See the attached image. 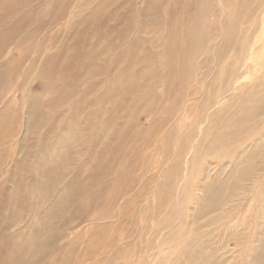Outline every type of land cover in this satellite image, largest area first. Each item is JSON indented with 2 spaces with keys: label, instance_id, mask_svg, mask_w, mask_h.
Here are the masks:
<instances>
[{
  "label": "rangeland",
  "instance_id": "obj_1",
  "mask_svg": "<svg viewBox=\"0 0 264 264\" xmlns=\"http://www.w3.org/2000/svg\"><path fill=\"white\" fill-rule=\"evenodd\" d=\"M107 1L15 0V8L11 16L7 17L3 14L4 18L2 17L3 19L0 21V111L8 109L5 133L8 136L9 134L13 136L6 142H0V227L1 229L8 230L1 231L0 229L2 233L0 235V261L5 251L2 249H6L11 237L22 233L32 223L35 215L43 214L44 211L54 206L60 197L59 195L67 192L72 181H74L73 185L76 183L75 181L77 180H74L76 176H80V181L83 183H80L79 195L73 197L71 204L65 207V209L68 214L80 210L84 218L77 222L76 225L69 227L62 234L60 238L62 240L58 245L53 244L48 251L43 252L42 260H36L38 264H60V261L64 258H71L69 264H76L78 256L68 257L67 252L70 249L68 245L73 240L80 239L79 237L87 225L89 227H96L103 223L109 224L113 220H118L119 216L115 218L113 216L120 212H126L123 210L127 205L125 202L129 203L132 200L135 202L134 209H145L147 202L157 195L158 187L162 185L163 179L167 177V175L165 177L167 169L172 167L177 159L176 151H169L170 157L167 162H163L165 160L162 157L165 150L164 144L172 126L184 114L181 104L188 100L190 102H194V100L202 102L207 95L210 79L214 77L215 73L218 46L222 41V39L216 36L217 30L223 24L225 16V13L221 9L220 0H210L211 12L209 20L211 39L205 45L200 56H198L199 54L194 57L192 56L193 61L196 60L195 72L192 70L188 74L186 82L183 83V88H181V76L176 72L175 65H173V58H175L177 41L179 43L182 42L177 37V32L183 26L186 30L191 24L193 0H183V5L186 6L174 8L171 11V16L167 15V5L171 6L173 0H169L165 6L160 4L159 7L162 10L161 14H159V20L162 21L163 32L157 33L155 30H151V23L149 22L151 30H149V36L145 29L146 19L144 12L145 3L152 2V0H117L112 7H109L110 5L104 7L103 4ZM125 2L127 3L126 9L118 18H112V13L121 8ZM99 6H103L104 8L98 12L96 9ZM252 10L253 6L250 11ZM72 12L74 16L71 15ZM182 15L185 17L190 15V17L185 18V23ZM263 17L264 13L262 12L258 19ZM154 19L156 20L157 18L155 17ZM170 25H172V29ZM254 27L255 25L251 28L250 33H253ZM10 30H14V32L5 35ZM169 32L173 35L167 41ZM141 37L145 39L147 37L146 40L148 42L143 44L144 48L141 51L144 50V52H141L139 57L136 58L137 60L134 61L133 56L138 49V42ZM239 38L240 36H238ZM238 39H236V42L239 44L240 41ZM111 45L112 48H110ZM66 46L69 48L73 47V53L65 52ZM234 48L236 49L234 50V54H236L238 46L236 45ZM88 50L100 53L101 58L97 60L95 65L88 66L87 70H85L83 66ZM164 50L168 51L167 59L161 57V53ZM63 55H67L71 61L66 66L67 70L62 78L60 80L54 79L58 73L52 71L47 82L42 85L44 91L50 94L49 100L53 101V105L46 113L44 127L33 130L31 141L27 145L32 156L31 162H28V166L32 164L31 176L33 177V166L40 157L38 146L43 142L40 141V138L45 135L46 131L50 128L52 129L53 132H51L52 134L50 133V138L46 139V141L48 140L46 143V154L51 157V160L54 156V146L59 138V134L74 116L77 108L80 111L79 122L82 124L81 131L78 134L79 146H77L76 151L74 150L76 154L73 155V161L65 172V179L56 192L47 197L44 204H40V193L29 182L30 176L25 178V188L23 189L24 184H22L21 189H23L24 198H29L25 205L27 208L26 210L23 209L21 214H16L17 219L21 217L18 221V226L16 224L12 227L11 220L12 216H14L12 214L14 210L12 206L17 185L15 188L12 187L14 184L12 176L11 174L6 175L5 172L6 170H10L11 173L12 171L14 173L16 163L27 154L23 150L21 151V147L20 150L15 152V157L13 153V148L21 142L26 131H29L28 118L31 116V111L29 112L30 107L27 106L26 100H29L30 97L26 95L25 89L28 84H33L34 77L40 68L48 70V67L53 62L56 60L61 61ZM190 55L188 52V56ZM206 61L207 65L203 67V63ZM211 69H214V72L211 73L210 79L208 78L205 81L202 75ZM50 79L52 80L51 87L48 83ZM8 86L9 90L6 89ZM136 87L140 88L139 92L132 96L130 102H128L129 104H127L128 88ZM193 90L194 94H196L194 97L188 93V91ZM234 95L235 87L232 86L229 92L219 101L218 105L215 106L214 111L218 110L219 104L223 100H229ZM47 101L42 102L41 106L43 108L48 103ZM177 109L178 113L182 112L174 115L173 113L177 112ZM17 113L22 118L20 116L17 117ZM138 114L141 115L140 122L135 129H132ZM35 115H37V112H35ZM114 117H117V122L111 131L112 135L108 138L106 137L108 144H101L99 139L102 138H100V131L104 126V119ZM208 117H206L204 125H208ZM262 120L264 121V119ZM252 124H249L248 127L252 126ZM256 128H258V125L252 126V132ZM54 130L58 132L54 133ZM185 131L183 130L182 133L186 134ZM82 133L85 136L81 141L80 137ZM182 133L180 132V135H183ZM263 136L264 129L257 139L262 140ZM200 138V131H198L195 134L193 144L190 146L191 148H189L190 151L194 149ZM148 140L150 141L146 146L145 143ZM251 142H253L252 138H246L243 142H240L239 145L243 143V146L241 147L242 150L236 153L237 158L246 150L253 148ZM153 147L154 149H152ZM94 156L95 160L91 166V160ZM187 156L188 152L182 154L184 160L189 157ZM11 159H14V165ZM225 160L221 168H216L215 162H211L209 165L207 163L203 164L201 168L204 175L209 177V183L217 180V186H219L226 180L237 160L235 158L232 161L233 164H228V168L226 163L229 162L227 161L228 157ZM153 163L154 165H152ZM185 164L175 167L171 176L167 179V182H170V184L169 190L166 192L170 195V200L176 194L181 202L185 201L183 205L179 200L177 201L178 205L176 209L179 208L180 210H190L194 206L196 195H199L198 187L200 182L196 181V185H193V187H184L189 171V169H186ZM85 165L91 167V170L85 172ZM128 166H130L128 172H131L128 181L131 184L128 192L125 193L123 191L124 195L119 196V180L124 174L123 172L129 168ZM262 168H264L263 164ZM224 170L226 172L218 179L217 175ZM100 174L102 177H97ZM150 174L151 176L146 178ZM261 174L262 172L260 174L257 173L255 178L259 180ZM174 179L175 182L179 179L177 185L175 183L171 184ZM262 180L264 181V172L262 178H260V181ZM86 182L89 183L85 187L82 184ZM231 193L232 191L227 190L223 199L230 200ZM99 197H101L100 205L97 207L93 206L94 200ZM252 200L250 198L244 201L243 198L240 201L244 203L241 208L243 211L241 212H239L241 209L238 210L237 208L233 212L231 209L236 203L230 204V207L228 206L221 213L217 212V214L209 215L207 217L208 223L216 215L227 214L226 217L228 219L217 225L221 226L218 228L221 238H223L225 233L224 226L241 221L245 215H248L247 221L251 224V220L261 215L260 206L255 205V208H252L253 210L250 208ZM116 203L117 206L115 207ZM40 205H42L40 213L36 214ZM110 205H113L114 209L112 212L109 211L108 219H103V213ZM166 210L167 212L173 210V204L170 210ZM234 213L235 216L232 217ZM130 214L132 216L130 215L129 219L123 215L121 221L123 222L124 229L125 223L127 225L128 222V226L126 227L132 231V239L135 240L138 239L143 224L141 223L140 216H136L135 212H131ZM85 218H88L85 220H88L87 224L81 225ZM56 222L52 221L51 224L54 225ZM61 223L57 225L54 231L44 235V240L51 239L58 234L63 226V222ZM177 225L178 222L175 224V227ZM211 229L217 230L216 226ZM220 237L216 239V242L220 240ZM23 239L24 237L18 238V243H22ZM250 239L251 236L247 240L250 241ZM128 241H131V239ZM154 251L153 253H155ZM229 251L232 250L227 249L225 254ZM234 253L238 254V252ZM132 254L133 257L137 256V252L133 251ZM237 260V264H239L242 259L239 257ZM118 264H122L121 261Z\"/></svg>",
  "mask_w": 264,
  "mask_h": 264
},
{
  "label": "bare ground",
  "instance_id": "obj_2",
  "mask_svg": "<svg viewBox=\"0 0 264 264\" xmlns=\"http://www.w3.org/2000/svg\"><path fill=\"white\" fill-rule=\"evenodd\" d=\"M116 1L108 0L104 2L105 4L103 6L108 7L110 5L109 7H112ZM168 1L152 0V2L145 3L144 17L146 19V25L148 23L147 26L145 25V29L148 36L150 34L149 22L151 23V30H155L157 33L163 32L162 21L159 20V14H161L162 9L159 5L165 6ZM220 2L225 16L223 24H221L216 33V36L222 39V41L218 46L214 77L210 79L214 69L209 70V72L207 71L208 74L202 73V78H205V81L208 78L211 80L204 101L198 102L194 100V102H190L188 100L181 104L184 114L172 126L166 143L164 144L165 150L162 158L165 161L163 162L169 160V151L177 152V159L174 165L169 167L165 173V177L166 175L167 177L163 179L162 185H164L158 187L157 195L153 196L151 201L147 202L145 209H134L135 202L132 200L129 203L125 202L127 205L123 210L126 212H120L113 216V218L119 216L118 220H113L109 224L103 223L96 227H89L87 225L82 231V235L79 237L80 239L73 240L68 245L70 247L67 252L68 257L78 256L76 264H118L119 261L122 264H237L239 257L242 259L239 264H264V181H260L264 172V168H262V164L264 165V136L262 140L257 139L264 129V121L262 120L264 119V17L258 19L261 13H264V0H220ZM183 3V0H173L171 6L167 5V15L171 16V11L174 8L186 6ZM192 4L194 7L192 6L191 24L186 30L183 26L177 32V37L182 42L179 43L177 41L175 58H173V65H175L176 72L181 76V88L184 87L183 83L186 82L188 74L192 70L195 72L196 60L193 61L192 56L194 57L198 54L200 56L205 45L211 39V25L209 20L211 12L210 0H193ZM103 6H99L96 11H101L104 8ZM252 6L253 10L250 11ZM126 7L127 3L125 2L121 8L112 13L111 17L118 18ZM14 8L15 0H0V21L4 18V15L7 17L11 16ZM71 15H73V12ZM155 17L157 18L156 20L154 19ZM182 17L185 19L190 17V15H187V17L182 15ZM254 25L255 27L252 30L253 34L250 31ZM170 27L172 29V25ZM10 32H14V30L8 31L5 35H8ZM172 35L171 33L169 34L170 37H167V41L168 38H172ZM238 36H240L239 39ZM146 39L140 38L138 49L133 56L134 61L137 60L136 58L139 57L141 52H144V50H141L144 48L143 44L148 42ZM236 39L240 41V45L236 42ZM236 45L238 48L236 54H234V50H236L234 47ZM110 48H112V45ZM73 50V47H65V52L67 53H73ZM188 52L191 54L190 56H188ZM161 55L163 59H167L168 51L164 50ZM100 56V53L88 50L85 56L84 69L87 70L88 66L95 65L97 60L101 58ZM70 61L71 59L67 55H63L61 61L56 60L53 62L48 67V70L40 68L34 77L33 84H28L25 89L26 95L30 97L29 100H26L27 106L30 107L29 112L31 111V116L28 118L29 131H26L21 142L13 148V153L15 157V152L20 150L21 147V151L23 150L27 154L16 163L14 173L13 171L11 173L10 170H6L5 172L6 175L11 174L12 176V182L14 183L12 187L15 188L17 185L13 199L14 204L12 206L14 209L12 213L14 216H12L11 220L12 227L16 224L18 226V221L21 217L17 219L16 214H21L23 209L26 210L27 208L25 205L29 198L25 199L22 191L26 185L25 178L30 176L29 182L34 189L36 188V191H39L40 204H44L47 197L55 193L65 179V172L70 167V163L73 161V155L76 154V148L79 146L78 134L81 131L82 124L79 122L80 111L77 108L74 116L59 134V138L54 146V156L51 160V157L46 154V143L48 141L46 139L53 132L52 129L50 128L40 138V141H43L38 146L40 157L33 166V177L31 176L32 164L28 166V162H31L32 156L27 145L31 141L33 130L44 127L46 113L53 105V101L49 100L50 94L44 91L42 85L47 82L52 71L58 73L54 79L60 80L67 70L66 66ZM206 65L207 61L203 63V67ZM51 82L52 80L50 79L48 81L49 86L52 84ZM232 86L235 87L234 97L229 100H223L219 104L218 110L214 111L215 106L218 105L219 101L229 92ZM6 89L9 90V86ZM139 90L140 88L137 87L128 88L127 104H129L128 102H130L132 96L137 94ZM188 93L193 97L196 96L194 90L188 91ZM45 100H48V103L43 108L41 105ZM178 109L176 110L177 112L173 113L174 115L182 112L180 109L178 113ZM7 110L6 108L0 111V142H6L13 137L5 133L7 128ZM35 112H37V115H35ZM19 116L17 113V117ZM207 116H209L208 125H204ZM140 117V114L136 116V122L132 129L138 126ZM116 122L117 117L104 119V126L100 131V138H102L99 139L101 144H108L107 138L112 135L111 131L116 125ZM251 123H253V127L258 125V128L254 132H252V126L248 127ZM183 130H186V134L182 133ZM198 131H200L201 138L194 149L190 151L189 148H191L190 146L193 144L195 134ZM57 132V130H54V133ZM180 132L183 135H180ZM84 136L82 133L80 137L81 141ZM246 138H252L253 142H251V145L253 144V148L246 150L237 158L236 153L242 150L241 147L243 146V143L241 145L239 144ZM149 141L145 143L146 146ZM186 152H188V160H184L182 157V154H186ZM226 157H228L227 161H229L226 162L227 168L228 164H231L235 158L237 160L226 180L219 186H217V180L209 183V177L204 175L201 167H203L204 163L209 165L211 162H215L217 165L216 168H221L223 161H226ZM11 160L14 165V159ZM94 160L95 156L92 158V162L90 161L91 166ZM184 164L186 169H189L184 187H193V185H196V181L200 182L198 187L199 195H196V201L190 210L176 209L178 205L177 201H180V198H177L176 194H174V198L170 200V195L166 192L169 190L170 184V182H167V179L171 176L173 169ZM88 165H85V172L91 170V167H88ZM128 167L119 180V196L124 195L123 191L127 193L131 184L128 181L129 174L131 173L128 172L130 166ZM225 172L226 170L219 173L217 178L220 179ZM261 172L262 174L258 180L255 177L257 173L260 174ZM150 176L151 174L146 176V178ZM97 177L102 176L100 174ZM74 180H77L75 181L76 183L73 185L72 183L74 181H72V185H69L67 192L59 195L60 197L54 206L44 211L43 214H38L40 213V208H42V205H40L36 213L38 216L35 215L36 218L34 217L32 223L22 233L11 237L9 245H7L6 249H2L5 251H2L3 255L0 264H38L36 260H42L43 252L48 251L53 244L58 245L62 240H60L62 234L69 227L76 225L77 222L84 218L80 210L68 214L65 209V207L71 204V199L79 195L80 183H83L80 181V176H76ZM178 181L179 179L176 182L174 179L171 184L175 183L177 185ZM88 183L86 182L82 185L86 187ZM22 184H24L23 189H21ZM130 188L132 189V187ZM227 190L232 191L230 200L223 199ZM243 198L244 201L250 198L253 199L250 202L251 209L255 208V205L260 206V217L257 216L249 224L247 221L248 215H245L241 221L234 222V224L229 226L227 224L223 227L225 233L223 238H221L218 229L221 226L217 225L228 219L226 217L227 214L216 215L211 218L209 223L207 217L217 214V212L221 213L234 202L236 204L231 210L233 212L235 208L240 210L244 205V203L240 202ZM184 202H181V204L183 205ZM100 203L101 197L94 200L93 206L97 207ZM172 204L173 210L175 211L171 210L172 212H167L166 209L170 210ZM116 206L117 203L115 204ZM113 209V205H110L103 213V219H108L109 211L112 212ZM241 211L243 210L241 209L239 212ZM131 212H135L136 216H140L141 223L143 224L139 232V237L135 240L132 239V231L126 227L128 226V222L127 225L125 223L124 229L123 222L121 221L123 215L129 219ZM235 213L232 217L235 216ZM86 219L88 218H85L81 225L87 224L88 220L85 221ZM52 221L57 222L52 225ZM61 222H63V226L58 234L51 239L44 240L43 236L54 231ZM177 222L178 225L175 227ZM214 226L217 228L216 231L211 229ZM1 231L8 230L2 228ZM249 236H251L250 241L247 240ZM20 237H24L22 243H18L17 241ZM218 237H220V240L216 242ZM130 239L131 241H128ZM227 249L232 251L225 254ZM133 251L137 252L136 257H133ZM234 252H238V254L236 255ZM70 259L64 258L60 261V264H69Z\"/></svg>",
  "mask_w": 264,
  "mask_h": 264
}]
</instances>
